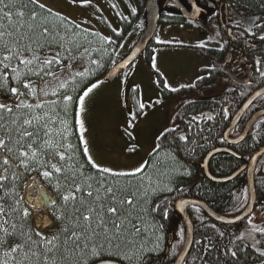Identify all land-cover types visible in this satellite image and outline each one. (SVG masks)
<instances>
[{"label": "trees", "instance_id": "16d2710c", "mask_svg": "<svg viewBox=\"0 0 264 264\" xmlns=\"http://www.w3.org/2000/svg\"><path fill=\"white\" fill-rule=\"evenodd\" d=\"M115 1H120L121 3V1L124 0ZM252 1H257V3L261 2V0ZM12 2L16 4V7L11 8L13 13L12 21L3 17V12L9 11V9L4 8L3 4H0V30L12 31L13 28L9 27V25L12 24L13 21H19L24 24V28H18L17 30L27 32L28 24H39L41 20L46 19V26L50 30L48 39L55 38L62 47H53L49 49L45 46L41 58L51 56L56 51H59L63 61L61 65L53 64L50 68L44 66L47 70L53 72L55 74L54 76H38L35 72L39 70L40 66H33V72L28 73V78L32 81L33 86L43 91L38 93V101H36L35 96L32 95L31 92L20 86V90L26 94L19 97V100L29 103L22 104L21 109L14 108V112H23L25 114L34 112L41 115L45 112L48 113L49 116L52 117L49 126L54 130V138L60 140L64 144L72 145L70 149H61L66 151V154L71 157V160L66 162L62 161L60 163L72 165L73 171L77 172V183H82L87 177L92 176L93 180L88 182L93 183V187L95 188V181L100 177L97 170L92 169L87 164L86 157L83 154V144L79 140V127L76 123V101L87 86L104 79L106 73L117 62L115 61L116 53L131 30H137L138 37L144 26L145 16H142L144 3L140 0H136L137 7L134 8L135 11L130 12L132 16L129 15L130 10L128 7L123 6L124 12L128 14V16L116 17L118 30H115L108 22L104 21L103 24L100 22V28L107 31L108 36H104L93 26H91L92 29L88 30L62 15L52 11L51 14H49L46 8L43 10L34 8V6L29 3V0H4V4ZM121 4H123V2ZM23 5H27V7L25 8ZM107 5L111 12L120 15L119 12L117 13L116 4L114 6L109 2ZM17 10L24 11L25 16L18 18L15 15ZM32 10L39 13L35 22L32 21L30 16ZM176 21L179 20L177 19ZM36 34H39V28L36 29ZM26 42L27 41H25V43ZM41 43H44V41L41 40ZM153 46L154 44L151 41L142 53L145 55V61L149 64H151L153 59ZM33 47H36L35 43H33ZM37 51L40 52L39 49ZM200 51L203 56L209 55L216 61H219V56L215 55L211 50H208V48H201ZM2 58L3 53H0V59ZM5 63L8 62L5 61ZM17 63L18 62L13 59L11 61V66L15 67ZM213 65L215 67L201 68L199 77H203V79H196L194 86L180 87L176 92L165 89L163 87L164 81L160 73L154 71L156 86L161 96L163 98L175 97L177 100L176 111L174 112L176 124L168 128L171 129L175 127L176 131L168 132L165 137L158 139L157 145L159 144L160 147L158 149L155 147L156 151L153 150L152 153L148 155L143 174L118 177L115 181L111 175L107 176V180L110 184L127 190L123 195L137 192L138 188L143 191V189L148 188L149 184L153 187L159 185L160 189H164L165 186L173 189L172 192L158 191L155 195L150 193L148 197L147 206H152L156 203L162 204L160 210L148 218L149 224L162 225V228L156 232V235L162 237L160 241L162 250L159 253V259L155 260L153 264H172L181 247L183 240V232H181V229H183V225L179 217H175L174 209V204L178 199L190 197L199 199L206 202L213 210L221 214H233L237 211V208H241L242 205H244L242 192L247 188L245 174H238L235 178L226 182H215L207 178L200 167L206 154L214 147L222 144L221 135L224 124H226L223 113L222 117H216L215 115L217 124L213 125V122L208 125L210 129L209 132H204L200 129L199 125L193 124V121L201 119L197 118L193 120V117L199 116L201 111L209 107L207 103L198 100L196 95L198 91L208 84V82L217 79L219 74L218 63L213 62ZM128 69L125 71L127 72ZM21 70L27 72V69H24L23 66H21ZM3 71L4 68L0 65V73ZM77 73H84V75L77 76ZM9 74L11 75L10 69ZM18 83L19 82L11 79L7 81L6 87L0 89V103H7L13 106L18 102L17 97L12 96L7 91L8 87H16ZM61 83H65L66 86L60 88L59 85ZM53 91L56 92V95H52ZM44 92H47L48 95H44ZM63 95H71L73 97V102L68 104L67 108H65L66 102L62 99ZM131 96L133 105H138L140 99L137 88H133ZM53 101L56 103L53 104ZM40 102L44 104V107L40 109H29L27 107L29 104L34 105ZM142 112L143 111H136V113L140 115ZM2 115L4 120L0 121V123L10 121L11 116L8 113H3ZM62 120L67 121L66 131L64 130V125L61 123ZM261 131L262 128L255 130L251 138H248L235 147L239 154L247 157L258 145L264 143V137H261L264 131ZM57 132L61 133V135L57 136ZM13 135H16L15 132H13ZM180 135H186L188 141L179 140L178 137ZM241 163V159L224 152L213 155L208 162V166L210 172L214 176L225 177L233 173ZM13 166L15 167V161H13ZM81 166L83 167L81 168ZM40 171H43V169L33 172H24L23 169H20L19 174L21 179L17 180L15 184L16 193L24 197L25 184L28 178L35 176L57 202L56 208L50 206L48 209V216L52 221V226L42 232L47 235L55 232L59 224L52 215L53 211H55L57 215L64 211L61 193L67 189L69 183L65 181L64 175H70V173L55 174L51 181H49L40 175ZM81 171L83 173L82 176L80 175ZM57 184L60 185L59 189L56 187ZM9 186L11 187V183ZM256 190L257 193H262L264 191L263 177H258L256 179ZM85 191H87L86 188ZM137 195L139 197V193ZM165 197H167L166 203L164 202ZM140 204H142V200L138 201V207ZM23 206L27 205L23 204ZM70 208L71 206L69 205V210ZM165 208L168 209L166 218L163 216ZM132 214L133 217H135L137 213L133 212ZM189 215L194 226V239L189 254L183 264H264V256H261L260 252L255 248L247 247V244L243 241H235V237L239 236V231L232 228L229 229L225 227V224L210 219L197 207L189 208ZM29 221L31 227L36 229L32 214L29 217ZM213 225H215V228L212 227ZM220 232L224 233L223 237L219 235ZM170 234H172V240L169 243ZM177 241H180V243H177ZM209 241L215 245V247L205 252L204 244ZM173 245L176 246L174 249L172 248ZM225 246L234 249L238 248L237 257H225L223 255L226 250Z\"/></svg>", "mask_w": 264, "mask_h": 264}, {"label": "snow or ice", "instance_id": "6c2138e0", "mask_svg": "<svg viewBox=\"0 0 264 264\" xmlns=\"http://www.w3.org/2000/svg\"><path fill=\"white\" fill-rule=\"evenodd\" d=\"M76 2L77 0H73V3ZM79 2L81 5L91 4V0H79ZM29 3L34 8L42 10L46 8V5L40 0H29ZM0 4L9 9V11L3 12V17L12 21L11 8L16 7V4L14 2L4 4V0H0ZM23 7L26 8L27 5H23ZM193 8V15L200 13L201 10L196 4V0H193ZM48 11L51 14V10ZM15 15L22 18L25 16V12L17 10ZM30 16L35 22L39 13L32 10ZM259 26L255 22L251 24V27ZM9 27H12L13 30H0V53H3L0 65L4 68V71L0 73V89L6 87L7 81L10 79L19 83L16 87L7 88L12 96L17 97L18 102L13 106L0 103V121L4 120L3 113H8L11 116L10 121L0 123V264H153L155 260L159 259V253L162 250L160 244L162 237L156 235L162 225L149 224L148 218L158 212L162 204L156 203L147 206L148 197L150 193L155 195L158 191L172 192L173 189L168 186L160 189L159 185L153 187L149 184L148 188L143 191L138 188L137 192L123 195L127 191L126 189L115 187L108 182V175H111L115 181L118 177L143 174L145 166L136 167L131 172H114L112 168L102 167L90 154L88 142L84 136L86 129L81 114L85 110L86 98L102 83L101 81L87 86L76 101V123L79 127V140L83 144V154L87 164L97 170L100 178L95 181V188L93 183L88 182L93 180L92 176L87 177L82 183H77V172L73 171L72 165L60 163L71 160L66 151L61 149H70L72 145L64 144L54 138V130L49 126L52 117L46 112L42 115L34 112L29 114L14 112V108L21 109L22 104L19 102V97L26 94L20 90V86L34 96L43 91L34 88L32 81L28 78V73L33 72V66H40L39 70L35 72L38 76H54L55 74L44 66L50 68L53 64L61 65L63 63L59 51L51 56L41 58L44 47L47 46L51 49L53 47L60 48L62 45L55 38L48 39L50 30L46 26V19L41 20L39 24H28L27 32L17 30L24 28V24L19 21H13ZM251 27L249 32H251ZM37 28H39L38 35L36 34ZM229 31L231 30L229 29ZM259 38L264 40V35ZM41 40L44 43H41ZM25 41L27 42L25 43ZM33 43L36 47H33ZM199 46L205 47V44L201 42ZM38 49L40 52L37 51ZM13 59L18 62L15 67L11 66ZM256 63L260 65L262 62L257 60ZM21 66L27 69V72L22 71ZM152 66L156 67L155 58H153ZM76 75L83 76L84 73ZM261 76H264V71L261 72ZM197 79H203V77H197ZM65 86V83L59 85L60 88ZM192 86L194 84L181 85L180 87ZM163 87L172 92L178 91L177 88L170 87L167 81H164ZM44 95H48V93L44 92ZM52 95H56V92L53 91ZM256 95H260V93L258 92ZM62 99L66 102L65 108L73 102L71 95H63ZM27 107L40 109L44 107V104L40 102L34 105L29 104ZM138 107L142 111L145 104L141 102ZM130 114L135 119L136 114ZM208 118L211 119V117ZM196 119L193 117V120ZM61 123L66 131L67 121L62 120ZM129 124H132V121H129ZM171 131H176V128H166L157 139L165 137L166 133ZM13 132H15V136ZM56 135L59 136L61 133L57 132ZM178 138L181 141H188L186 135H180ZM159 147V144L156 145V149ZM129 151H135V147L130 146ZM13 161H15V167ZM20 169H23L24 172L43 169L40 171V175L49 181L55 174L70 173V175H64L65 181L69 183L67 189L61 193L64 211L59 215L55 211L52 213L59 222L55 232L46 235L37 230L39 224L37 229L31 227L30 209L40 212V203L43 202L56 208L57 202L47 196L42 197L40 202H25L24 197L16 193L15 182L21 179ZM80 175H83L82 171ZM56 187L59 189L60 185L57 184ZM242 197L244 200L242 206H246L249 199L247 188L243 190ZM139 200H142V204L138 207ZM164 202H167V197ZM25 203L27 206H23ZM69 205L71 206L70 210ZM237 211H240V208H237ZM133 212L137 213L135 217H133ZM40 214L42 217V212ZM167 215L168 209L165 208L163 216L166 218ZM248 223L251 225L250 229L235 237V241H246L250 238L253 243L248 244L247 247L255 248L261 256H264V246L257 247V245H261V241L256 238L257 233L264 234V228L255 226L251 218ZM212 227L215 228V225ZM219 235L223 237L224 233L220 232ZM175 247V245L172 246L173 249ZM214 247L215 245L209 241L206 243L204 251L208 252ZM225 248L223 253L225 257H237L238 248L227 246Z\"/></svg>", "mask_w": 264, "mask_h": 264}, {"label": "flooded vegetation", "instance_id": "af4514ba", "mask_svg": "<svg viewBox=\"0 0 264 264\" xmlns=\"http://www.w3.org/2000/svg\"><path fill=\"white\" fill-rule=\"evenodd\" d=\"M140 1L144 3H142L144 6L142 16H146L148 0ZM157 2L160 11L158 26L161 23L165 24L164 35L173 31L172 33H181L180 36L187 35L190 43H196L199 39L200 42L206 44V47H200L199 49L208 48V50L219 56V61H216L212 56L206 55L209 61H211V65L206 68L215 67L213 62H217L219 74L215 81L208 82L204 88L197 92V99L207 103L209 107L201 111L203 114L202 118L193 121V124L199 125L202 131L209 132L208 125L213 122V125L217 124L215 115L216 117H222L223 113L226 123L224 124L223 131L228 126H232L227 138L233 141H238V136L249 126V130H246L248 132L241 141L229 143L224 141L221 135L222 144L213 148H230L237 153L239 157L230 154L242 160L240 166L235 170L237 171L248 162L249 157L255 151L264 147V143L258 145L247 157L242 156L235 149L240 143L251 138L255 130L262 128V131H264V115H262L264 114V76H261V72L264 71V40L259 38L261 35H264V0H261L259 3L252 0H196V4L201 10L197 15L192 14L194 12L193 0H157ZM126 6L130 10L129 15H131L130 12L137 7L136 0H126ZM177 19L179 21H176ZM252 22L260 26L251 27ZM250 27L251 32H249ZM182 38H185V36ZM174 42L175 39L171 37L165 39L163 36L158 44L172 45ZM154 49L156 50V48ZM257 60H260L262 63L257 65ZM258 68L260 69L259 71ZM258 92L260 95H256ZM249 98H252L251 102L241 112ZM208 117H211V119ZM256 117L258 118L250 123V120ZM261 137H264V133L261 134ZM257 163L254 174L255 198L252 212L235 223H225V227L239 231V236L250 229L249 218L252 219L255 226L264 228V191L257 193L256 190V179L258 177L264 178V155L260 157ZM239 174H245L246 177V169ZM244 208L245 206H242L240 211L227 214V216H236ZM256 238L262 240L261 245H257V247L264 246V234L257 233ZM243 242L247 245L253 243L250 238Z\"/></svg>", "mask_w": 264, "mask_h": 264}, {"label": "rangeland", "instance_id": "374dc122", "mask_svg": "<svg viewBox=\"0 0 264 264\" xmlns=\"http://www.w3.org/2000/svg\"><path fill=\"white\" fill-rule=\"evenodd\" d=\"M40 2L46 5V9L70 19L85 29L90 30L92 29L91 26L95 27L104 36L108 35L105 33V30H103L104 33L102 32L100 22L102 24L104 21L108 22L115 30H118L116 17L128 16V14L123 12L124 9L122 11L119 8L118 3L116 8L117 13L119 12L120 15L111 12L107 4L110 2L115 6L117 2L115 0H91L90 5H81L79 0L76 3H73V0H40ZM122 2L123 5L124 3L126 5V0ZM112 16L115 17V21L112 20ZM165 28V24H159L153 37V43H155L153 50L156 48L158 56L157 63L155 61L156 67L153 68L152 66L153 60L151 64L147 62L139 65L140 62L146 60L145 55L142 54L129 69L133 66L135 68L141 66L144 70L147 69L144 68L147 65L152 72H159L170 87L177 89L181 85H187V83L193 84L199 73H201L198 71V68L210 66L211 61H209L208 56H203L201 53L199 49L200 40L198 39L196 43H190L188 40H185L186 38H182L187 35L176 36L174 38L175 42L172 45L158 44L159 40L164 36ZM137 33V30H131L127 35L116 53L115 61L121 59L129 51L132 44L136 41ZM127 75L128 73L123 71L113 80L101 81L102 83L86 98L85 110L81 116L86 129L84 136L88 142L90 154L98 164L102 167L112 168L114 172H131L134 168L145 165L148 155L152 153L157 145V137L160 136V133L176 124L174 117L176 98H163L158 89L159 99L152 98L155 99V104H151L149 100H146L142 115L139 116L140 114L136 113L137 110L141 111L138 107L139 103L135 105L136 107L133 105L131 92L120 94L118 91L121 79L124 81L125 79L123 78ZM139 79L143 80L141 77ZM148 106H151V110L148 113H144L148 109ZM169 112H172V117L168 115ZM130 113L136 114L135 119H133ZM142 116L144 117L141 119ZM155 117L161 118V123L153 124V118ZM124 120H127V124ZM129 121H132L130 125H134L127 126L129 125ZM125 132L128 135L131 133L129 135L130 138L125 135ZM131 138L135 141V145L133 146L137 147V150L130 153L138 156L137 163L133 165L124 164L122 160L123 156L129 151L132 143ZM39 184L43 189L44 186L40 182ZM25 194L24 190V201ZM48 209L49 207L45 212L47 216ZM30 211L37 229L34 213L32 209ZM50 227L51 225L48 227L41 226L37 230L44 232Z\"/></svg>", "mask_w": 264, "mask_h": 264}, {"label": "water", "instance_id": "95a60500", "mask_svg": "<svg viewBox=\"0 0 264 264\" xmlns=\"http://www.w3.org/2000/svg\"><path fill=\"white\" fill-rule=\"evenodd\" d=\"M160 19V11H159V6L157 0H148L147 5H146V16H145V25L140 33L137 41L135 44L131 47L129 52L121 59L119 60L113 67L106 73L104 79L105 80H113L115 77H117L123 70L127 69L140 55L141 53L146 49L148 43L151 41L153 38L157 27H158V21ZM36 88V86H33ZM37 89V88H36ZM252 98H249L246 103L244 104L241 112L246 109L247 105L251 102ZM35 100L38 101V95H35ZM21 104H26L29 102H23V100H19ZM240 112V113H241ZM264 115V114H262ZM260 115V116H262ZM259 117V116H258ZM256 118H252L250 120V123L253 122ZM249 123V124H250ZM232 126H228L226 130L223 133V140L229 143H236L238 141H241L246 133V130H249V126H247V129L238 136L237 139L238 141L235 140H230L227 138L228 132L231 130ZM218 152H226L230 154H234L239 157L237 153H235L232 149L230 148H215L211 151H209L204 158L203 162L200 164V167L203 169L204 174L211 180L215 182H225L230 179H233L238 173L246 169V181H247V186L249 190V202L243 209V211L233 217L221 215L219 213H216L213 209H211L210 206H208L205 202L195 199V198H184V199H179L175 203V217H180L183 225H184V240L182 247L174 261L173 264H183L192 245L193 242V225L190 219V216L188 214V208L191 206H196L201 208L205 214H207L212 220L221 222V223H235L245 217H247L253 210L254 207V198H255V185H254V173H255V168L257 166V162L259 161L260 157L264 155V147H261L258 149L256 152L252 154L251 157H249V160L246 164H244L240 169L235 171L232 175L227 176V177H216L214 176L208 167V162L210 158ZM264 167V166H263ZM47 196L51 200H55L45 188H43L40 192V197ZM48 204L47 202H45ZM50 205V204H49ZM172 240V234L169 236V243Z\"/></svg>", "mask_w": 264, "mask_h": 264}, {"label": "crops", "instance_id": "0c3cea01", "mask_svg": "<svg viewBox=\"0 0 264 264\" xmlns=\"http://www.w3.org/2000/svg\"><path fill=\"white\" fill-rule=\"evenodd\" d=\"M172 32L173 31H170V32L167 33V35H164L165 39H168L170 37L172 39H174V36H178V35L180 36V33H172ZM185 38L188 40V37H185ZM157 59H158V56L155 53V61H156V63H157ZM144 63H146V61L140 62L139 65H143ZM144 68H147L148 70L147 69L143 70V68L141 66L136 67V68L133 66L131 68L132 70H130L128 72V75L125 76V78H123L125 80L123 81L121 79L120 88H119L118 91H119L120 94H123V93H127L128 94V92L129 91L131 92L133 90V88H137L141 102L144 103L146 100L147 101L149 100V102L151 104H155L154 100L155 99H159L160 96H158V93H157L158 90H157L156 85H155L154 75H153V72L148 68L147 65H145ZM139 77H141L143 80H140ZM187 78H188V76H187ZM144 81H146V82L144 83ZM121 89H122V91H121ZM152 98H155V99H152ZM150 99H152V100H150ZM150 107L151 106H148V109L144 113H146V112L148 113L151 110ZM168 115L170 117H172V112H169ZM143 117L144 116H142L141 119ZM140 121H138V123H140ZM125 123L127 124V120L125 121ZM157 123H161V118H159V117L153 118V124H157ZM133 125L129 124L127 126H133ZM129 131H130V129H129ZM125 135L128 138H130L129 135L127 134V132H125ZM133 145H135V141H133V139H132V143H131L130 146H133ZM136 150H137V147H135V151ZM130 152H132V151H128V153L123 156L122 160H123L124 164L133 165V164L137 163V159H138L137 157L138 156L137 155H132Z\"/></svg>", "mask_w": 264, "mask_h": 264}, {"label": "bare ground", "instance_id": "6f19581e", "mask_svg": "<svg viewBox=\"0 0 264 264\" xmlns=\"http://www.w3.org/2000/svg\"><path fill=\"white\" fill-rule=\"evenodd\" d=\"M42 188L41 185L39 184V180L35 177H31L27 180L25 184V199L27 202H40L41 197H40V192ZM49 204H46L45 202L40 203V212H38L35 209H32L35 220L37 224H39V227H48L51 225V220L49 217L45 214L46 209L48 208ZM42 212V217L41 213ZM44 225V226H43Z\"/></svg>", "mask_w": 264, "mask_h": 264}]
</instances>
